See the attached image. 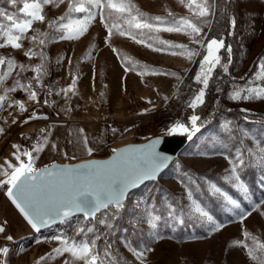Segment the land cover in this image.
Here are the masks:
<instances>
[{
    "label": "rangeland",
    "instance_id": "rangeland-1",
    "mask_svg": "<svg viewBox=\"0 0 264 264\" xmlns=\"http://www.w3.org/2000/svg\"><path fill=\"white\" fill-rule=\"evenodd\" d=\"M136 1L152 11L176 10L194 15L185 7L187 0ZM237 8L240 14L238 44L240 51L235 62L234 74L226 82L227 89L217 98L228 107L248 109L247 113H260L264 112V99L233 102L227 96L233 78L244 84L254 73L264 71V67L257 66L264 64V61L260 59L255 62L264 48V0H237ZM42 9L45 21L43 23L37 21L32 25L33 31L27 32L26 38L21 41L23 45L21 48L13 49L10 46L0 48V57L14 60L17 65L29 66L25 71L15 68L0 84V95L5 94V89L13 87L18 78L22 84L31 82L32 89L38 94V101H32L25 90L17 88L16 91L8 93L10 99L0 107V128H3V132L0 133V165L7 167L6 160L15 165L17 162L13 153L32 151L33 145L38 141L42 142V150L33 152L36 168L54 161L75 162L91 157H106L112 153L113 148L120 145L141 142L154 135L168 133L169 125L177 121L188 124V117L193 111L186 107L185 101L189 99L192 89L199 87L193 84V78L199 69L203 52L193 62L185 55H181L179 48L154 51L147 45L161 46L139 38L136 40H142L144 43H137L128 35L113 33L106 41L108 33L98 14L78 38L46 42L41 46L38 40L34 43L30 38L36 35L39 39L43 38L41 36L43 33H52L53 30L48 24L65 16L68 0H64L59 6L42 4ZM83 15L82 13L73 16ZM61 22H68V17ZM155 33L156 36L158 33L159 36L162 33L168 35L172 38L168 41L174 44L199 48L191 42L190 36L184 33L165 31ZM204 33L207 31L203 27L202 35ZM207 38L211 39L208 35ZM6 39V36H0V43ZM120 47H125L141 59L157 63L167 70L127 68L118 56L117 48ZM29 48L37 53L31 59L25 56ZM41 52L45 59L39 55ZM172 52L177 54L173 55ZM261 58H264V54ZM40 64L46 66V75L38 83L34 79L37 73L32 69ZM4 70L0 69V74H3ZM73 77L76 78L75 94L69 92L67 99L63 94L55 95L57 90L67 88ZM237 78L245 79L241 81ZM259 82L264 83V80ZM48 86L53 89L51 96L46 95ZM45 98L49 101L48 105L44 104ZM12 101L22 102L26 111L21 113L16 105L10 107ZM217 106H220L219 102ZM198 109L196 114L201 117V122L198 123H203L201 131L189 140L157 179L150 180L129 192L120 215L127 224L133 225L134 235L127 232V227L120 221L114 222L113 229L117 227L116 224H121L115 230L119 251L112 252L117 262L140 264L130 248L132 246L143 248L147 245L152 251L145 254L144 264H258L249 258L247 249L243 246L246 243L255 247L253 239H246L243 233L247 231L251 237L256 238V241L264 243V203H260L264 201V195L256 199L248 187V194L245 196L227 183L224 177L230 175L231 167L226 157L231 156L237 148L242 151V143L248 145L250 152L257 159L264 156L260 151L263 146L256 139V134L261 132L257 128L249 130L244 124L238 125L232 118L222 113L205 123ZM33 111L39 116H47L48 119H35L27 124L23 123ZM13 120L17 122L14 124ZM226 120L232 121L230 130L220 127ZM113 128L117 130L115 133L112 132ZM41 129L47 131L42 134ZM245 130L248 132L247 136L244 135ZM238 135L242 136V139H237ZM13 145H19V150L14 149ZM89 148L92 149L91 154L88 152ZM21 158L26 160V157ZM194 173L202 174L201 178L204 179L198 180V183L206 189H208L206 181L222 189L224 188L221 182L234 188V194L224 190L238 202L239 209L225 204L220 199L225 212L231 217L222 221L210 212L216 222L223 225L220 230L211 232L206 222L197 220L206 228V234L201 237L193 234L178 238L164 235L158 227L151 229L144 219L143 205L149 202L158 205L157 197L161 192L164 197L173 193L182 205H188L185 187L180 181L185 178V174L194 176ZM195 192L198 198L201 194L204 195L200 187L195 189ZM253 203L260 204L255 211H252ZM246 211H250L251 215L241 221L239 217ZM80 219L83 217L75 216L66 223H57L36 232L7 197L6 187L0 188V226L5 228V231L0 233V248L9 249L6 254H0V264H36L40 257L52 253L53 249L59 246L53 237L74 235L75 226ZM157 232L163 238L153 242L152 237ZM8 236H12L13 239L8 241L6 239ZM124 238L131 241L128 248L121 242ZM69 258V254L65 253L56 259H47L42 264H64L65 259Z\"/></svg>",
    "mask_w": 264,
    "mask_h": 264
},
{
    "label": "snow or ice",
    "instance_id": "snow-or-ice-1",
    "mask_svg": "<svg viewBox=\"0 0 264 264\" xmlns=\"http://www.w3.org/2000/svg\"><path fill=\"white\" fill-rule=\"evenodd\" d=\"M8 3L14 8L18 3L22 6L13 13H8L4 8H0V36L7 37L3 43H0V48L10 46L13 49H19L23 46L21 41L26 38L27 32L33 31L32 25L37 21L41 23L45 21L42 4H56L59 6V4L64 3V0H8ZM227 3L228 0H187L185 7L194 13L196 17V22H194L188 17L177 18L171 12H169L171 19L167 20L159 16L147 17L140 13L130 0H68V12L65 16L60 17L58 20L50 21L48 24L53 32L43 33L41 34L43 38L39 39L36 35H33L30 39L34 43L38 40L39 45L43 46L46 42L78 38L87 30L91 21L98 14L108 33L106 41L111 38L113 29H117L121 36L128 35L136 40V36L133 35L132 31L120 30L116 23L109 24L108 18L105 17V9L112 10L118 14V18L123 19L130 29L140 30L141 32L143 30L157 33L165 31L189 35L191 42L199 46L198 49L164 40L159 41L164 47L147 46L154 51L179 48L181 49L180 54L185 55L189 61L193 62L203 52L202 59L199 61V69L193 78V84L199 85V87L193 88L189 99L185 101L186 107L192 109L193 114L188 117L187 125L177 121L169 125L167 133L168 135H186L188 140H192L203 127V123H198L201 122V117L196 114V110L205 104L210 85L214 82V73L219 68L224 75L230 74L231 45H226L222 37L213 36L208 39L207 33L202 35L203 27L209 24L207 18L215 15L218 4L226 5ZM73 13H83L84 15L77 17L73 16ZM65 17H68V22L62 23L61 21H64ZM229 24L234 29L235 19H230ZM55 33L62 34L55 35ZM229 34L232 33L230 32ZM205 40H207V43H205ZM136 42L144 43L142 40H136ZM222 51L228 54L227 62H225V57L221 55ZM36 54L31 48L25 52V56L29 59ZM171 54L176 55L177 53L172 52ZM39 55L42 59H45L43 52L39 53ZM262 61H264V58H262ZM257 66L264 67V64H258ZM17 67L21 71L29 68L28 65H17L14 60H6L0 57V69H5L3 74H0V84ZM32 70L37 73L34 79L40 83L42 77L46 75V66L44 64L36 65ZM17 76L19 77V73H17ZM220 79L222 77H217V81ZM241 79L244 80L245 78ZM262 80H264V71L254 73L244 84H240L233 78L229 84L228 99L233 102L264 99V83L259 82ZM75 85L76 78L73 77L72 83L67 88L57 90L55 95L63 94V97L67 99L69 92L75 94ZM17 88L25 90L30 100L38 101V94L32 89L31 82L22 84L18 78L14 82L13 87L5 89V94L0 95V107H3V103L10 99L8 93L16 91ZM215 90L218 94L223 91L218 86ZM46 95H53V89L50 86L47 87ZM48 103V99L45 98L44 104L48 105ZM13 105L18 106L21 113L26 111L24 104L20 101H12L9 106ZM229 111L231 110L229 109ZM240 111L249 112L248 109H240ZM35 119H48V117L39 116L36 111H33L23 123L27 124ZM245 119L247 120V116ZM16 122V120H13L14 124ZM231 125L232 121L226 120L221 123L220 127L221 129L230 130ZM46 131V129L40 130L42 134ZM116 131L115 128L112 129L113 133ZM2 132L3 128H0V133ZM244 135H248L247 130L244 131ZM45 140H47L46 136ZM160 142L161 140L157 138L150 141L143 148H113L112 152L116 155L108 161H89L81 165L59 169H56L55 165H50L45 166L43 169H38L34 166L35 157L33 155V152L42 150V142L38 141L33 145L32 151L25 150L22 153H19V151L13 153L17 162L15 165L7 160L5 161L7 167L0 165V188L6 187L7 197L19 209L27 223L36 232H40L42 228L53 223L63 224L72 220L75 216L83 217V219L77 221L74 235L53 237L59 246L53 249L52 253L40 257L36 264H42L47 259H56L64 256L65 253L69 254L70 258L65 259L64 264H117L116 258L111 252V244L107 243V238L114 228V222L125 207L129 192L145 180L157 179L158 174L167 165L169 156L157 151V145ZM19 147V145H13V148L17 150H19ZM91 151L92 149L89 148L88 152L90 154ZM260 151L264 153V147ZM22 156L26 157V160L22 159ZM226 158L229 159L231 167L230 175L224 177L225 181L246 196L248 194V186L241 179L240 170L253 166L252 161H246L245 155L240 148L235 149L233 154ZM258 164L264 167V156H261ZM199 179L204 178H196L185 174V178L180 181L185 187L188 205H182L170 195L163 197L159 205L152 202L143 205L144 219L151 229H157L158 222L163 221L165 217L173 222L181 223L185 216L206 222L210 232L218 231L223 227L222 224L216 222L213 215L210 214V210L198 198L195 189L200 187ZM206 183L209 196L221 199L225 204L239 209L238 202L224 189L210 181H206ZM260 203H264V201ZM138 207H140L139 202ZM259 207L260 204L253 203L252 211ZM157 209H161V211L158 212ZM249 215H251V212L246 211L239 218L243 221ZM101 228L106 231L101 232ZM4 231L5 228L0 226V233ZM125 231L127 230L125 229ZM243 236L246 239L252 238L255 244V247L246 243L243 244L247 249L249 258L257 261L258 264H264V243L256 241V238L251 237V234L247 231L243 233ZM76 237H80V239ZM162 238L157 232L152 237V240L155 242ZM6 239L11 241L13 237L8 236ZM102 239L106 241L103 252L98 246V242ZM121 242L126 248L131 244V241L127 238L122 239ZM130 250L135 259L140 261V264H144L145 254L152 251V248L147 245L143 248L132 246ZM8 251L7 247L0 248V254H6Z\"/></svg>",
    "mask_w": 264,
    "mask_h": 264
},
{
    "label": "trees",
    "instance_id": "trees-1",
    "mask_svg": "<svg viewBox=\"0 0 264 264\" xmlns=\"http://www.w3.org/2000/svg\"><path fill=\"white\" fill-rule=\"evenodd\" d=\"M130 2L138 8L139 12L146 15L147 17H163L166 20L171 19L169 17V12L175 14L177 18L179 17H188L192 19L194 22H196L195 15L192 14H186L185 12L181 11H152L144 7L142 4L138 3L136 0H130ZM21 7V4L18 3L15 8L12 7L8 0H0V8H4L8 13H13L17 11V9ZM68 12V9H67ZM82 13H73V15H81ZM105 17L108 18V23H116L120 30H124L126 32L132 31L133 35L136 36V38L142 39L144 41H147L152 44L159 45L161 47H164L160 44V40L168 41L172 38L168 35L162 33L159 36V33L156 36L155 32H149L148 30H143L141 32L140 30L130 29L128 25L125 23L123 19L118 18V14L114 13L112 10L105 9ZM240 14L239 10L237 8V0H228V3L226 5L218 4L216 8V12L214 16H209L207 18L209 24L208 26H204L205 31H207V35L209 38H212L213 36L217 38H223L226 45H231L232 52H231V64L229 67V75H224L220 69L218 68L216 72L213 75V83H211L209 91L206 95L205 104L201 106L198 110L199 113L202 114L203 121L210 122L212 119L216 118L220 113L222 115H225L229 118H232V121L237 122L239 124L246 125L245 127L249 130H254V128H257L260 130L261 134H256V139L259 140L261 146L264 147V112H252V113H245L241 112L239 108L235 107H228L227 105H224L221 99H218V94L216 92V87H220L222 90L227 89L226 82L230 80L231 75L234 74V67L236 59L239 55V20ZM235 19V27L234 29L230 27L229 20ZM232 34H229V33ZM113 33H119L117 29H113ZM118 56L122 62V64L127 68H133V69H154V70H167V68L162 67L161 65H158L157 63H151L147 62L134 53H132L130 50H128L125 47L117 48ZM264 54V48L262 49L261 55H259L255 62L257 63ZM221 55L225 57V62H227V52L222 51ZM255 68V67H254ZM217 77H222V79L217 81ZM238 80H241V78H237ZM223 93V91L221 92ZM220 103V106H217V103ZM229 109L231 111H229ZM247 116V120L245 117ZM210 120V121H209ZM242 136H237V139H242ZM241 142V141H240ZM242 151L244 152L246 156V161L251 160L252 165L251 167H246L240 170L241 178L244 179V181L247 183L249 190L251 194L254 196V198L258 199L261 195H264V167L259 166L258 161L255 156L250 152L249 153V147L246 143H242ZM201 173H194L193 177L201 178ZM200 180V179H199ZM202 181V180H201ZM221 186L227 190L230 194L235 193L234 188L230 187L228 184L221 182ZM200 189L203 191L204 195L201 194V197L199 198L210 210V212L216 216L218 219L222 221H226L228 218L231 217L230 214L225 212L223 202L220 201V199H217L215 197L209 196L208 190L200 185ZM172 198H174L175 201L180 202L176 196L173 193H169ZM164 196L162 195V192L158 194L157 197V203L158 205L161 203V200ZM158 212L161 211V209H157ZM116 221H120L123 226H126L128 231L127 232H133V228L131 224H127L124 217L120 215ZM119 224H116L118 227ZM113 229L111 233L109 234L107 238V243L111 244V252H117L118 250V243L116 242V233ZM158 229H160L161 233L164 235H170L175 237H185L186 235H193L196 234L198 236H203L206 234V228L202 225H200L197 220H194L193 218H189L187 216L183 217V222L176 223L171 220H168L167 217L164 218L163 221L158 222ZM101 232L106 231L104 228L100 229ZM135 238V237H134ZM106 241L100 240L98 242V246L100 249L104 250ZM117 264H121L120 262H117Z\"/></svg>",
    "mask_w": 264,
    "mask_h": 264
},
{
    "label": "water",
    "instance_id": "water-1",
    "mask_svg": "<svg viewBox=\"0 0 264 264\" xmlns=\"http://www.w3.org/2000/svg\"><path fill=\"white\" fill-rule=\"evenodd\" d=\"M159 138L161 140L160 144L157 145V151L163 152L164 154L169 156V160L165 168L158 174V176L173 162L174 158L177 156L178 152L185 147V145L189 142L186 135H180V134H172L168 135L167 133L157 134L152 136L151 138L141 141V142H129L123 145H120L116 147V149H126V148H143L145 145H147L150 141L155 140ZM113 152L106 157H91L87 159L78 160L75 162H60V161H54L50 164L42 165L38 169H43L45 166L55 165L56 169L63 168V167H72L81 165L83 163L89 162V161H108L111 160L114 157ZM150 180H145L143 183L139 184L138 186L134 187L132 190L142 186L146 182ZM131 190V191H132ZM57 224L53 223L52 225ZM50 225V226H52ZM50 226L44 227L42 229L48 228ZM41 229V230H42Z\"/></svg>",
    "mask_w": 264,
    "mask_h": 264
}]
</instances>
